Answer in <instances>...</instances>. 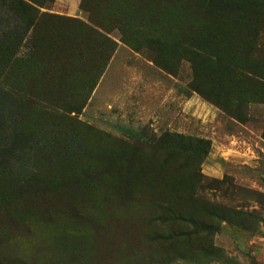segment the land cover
I'll return each instance as SVG.
<instances>
[{
    "label": "rangeland",
    "instance_id": "374dc122",
    "mask_svg": "<svg viewBox=\"0 0 264 264\" xmlns=\"http://www.w3.org/2000/svg\"><path fill=\"white\" fill-rule=\"evenodd\" d=\"M17 1L0 0V264H264L258 25L206 0ZM163 136L209 151L136 144Z\"/></svg>",
    "mask_w": 264,
    "mask_h": 264
},
{
    "label": "trees",
    "instance_id": "16d2710c",
    "mask_svg": "<svg viewBox=\"0 0 264 264\" xmlns=\"http://www.w3.org/2000/svg\"><path fill=\"white\" fill-rule=\"evenodd\" d=\"M206 2L207 5L218 14L224 13L237 19L238 21H253L255 25H258L257 27L252 28L249 35V38L251 39L249 45L251 48L248 49L247 56L252 58L254 66H248L249 68H247V71L249 72L248 74L253 78L264 79V43H262L263 36H261L262 32L264 31V19L261 21L259 20V14L264 12V0H206ZM17 3L21 10L23 3L19 0ZM197 46L201 48V40L197 41ZM192 87L194 90L198 91V93L210 99L207 91L204 89L199 90L195 83L192 84ZM136 144L140 148L145 149V147H148L149 150L160 149L162 151H167L170 148H175L181 153H188L191 156H194L197 160V164L202 162L209 151V143L206 141H191L190 139H185L178 136H163L158 139L150 137L147 138L146 143L145 141L143 142L139 139L136 140ZM190 188L195 192L196 195L203 194L202 181L199 175L196 173L193 176V181ZM169 214L170 221L185 222L195 226L192 220H186L180 216H175L171 213V211Z\"/></svg>",
    "mask_w": 264,
    "mask_h": 264
}]
</instances>
